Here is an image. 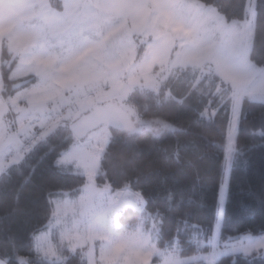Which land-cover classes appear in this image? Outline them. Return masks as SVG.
Wrapping results in <instances>:
<instances>
[{
    "label": "snow or ice",
    "instance_id": "snow-or-ice-1",
    "mask_svg": "<svg viewBox=\"0 0 264 264\" xmlns=\"http://www.w3.org/2000/svg\"><path fill=\"white\" fill-rule=\"evenodd\" d=\"M185 7L168 0H0V53L6 50L18 61L17 68L32 77L25 91L30 103L33 97L41 100L35 108L40 114L48 111L49 100L71 101L74 95L102 86L110 88L106 95L118 93L121 100L136 85L156 90L160 72L153 74V68L157 64L161 72L191 66L216 80L218 90L231 101L230 124L238 121L245 104L264 109V56L253 59L252 35L257 19L264 18V0H237L236 14L215 17L211 26L176 12ZM196 7L211 15L210 5ZM173 50L175 59H170ZM129 131L134 129L129 126ZM68 174L83 184L79 199L57 201L45 226L59 228L68 237L72 252L65 264L71 260L76 264H149L153 255L159 257L156 264H220L219 258L229 254L231 264H237V257L244 264H264V229L221 239L230 196L231 158L227 155L217 187L213 234L187 256L171 244L161 248L152 243V233L145 232L150 217L137 194L125 190L111 195L108 185L97 187L92 165L85 166L82 177ZM130 213H135L136 223L125 226L121 221ZM97 240L103 241L99 259ZM89 242L93 247L77 258L75 249ZM221 243L223 252L218 250ZM44 247L51 245L41 233L37 248ZM0 264L8 262L0 260Z\"/></svg>",
    "mask_w": 264,
    "mask_h": 264
},
{
    "label": "trees",
    "instance_id": "trees-1",
    "mask_svg": "<svg viewBox=\"0 0 264 264\" xmlns=\"http://www.w3.org/2000/svg\"><path fill=\"white\" fill-rule=\"evenodd\" d=\"M195 1L210 5L223 18H231L237 11V0ZM253 36V59L258 61L264 56V18L255 22ZM11 59L6 50L2 52L5 100L28 88L32 80L31 77L25 82L12 80L17 60L8 66ZM204 85L190 93L187 84L178 85L181 98H185L183 103L163 102L159 96L143 90L130 94L128 106L146 125L160 121L168 129L126 132L111 128V140L101 156L100 173L95 179L98 187L108 185L115 193L126 190L137 194L145 203V213L160 222L156 236L158 247L167 248L171 244L173 248L178 242L183 256L198 248L195 239L206 237L208 240L213 234L217 187L227 155L231 101L222 104V97L215 95L214 90L207 93ZM217 107L218 112L213 115L212 109ZM206 109L208 117L203 116ZM262 113L264 109L258 104H245L240 116L221 239L264 229ZM39 131L36 127L35 132ZM76 140L69 125H60L0 175V260L8 264L22 261L65 264V261L44 260L36 251L35 239L52 219L53 200L65 197V192H70L73 199L80 196L82 182L58 164ZM121 223L135 224V213H130ZM81 252L75 253L77 258ZM232 259L229 254L221 256L219 261L231 264ZM69 264H76V260ZM237 264L244 261L237 257Z\"/></svg>",
    "mask_w": 264,
    "mask_h": 264
},
{
    "label": "rangeland",
    "instance_id": "rangeland-1",
    "mask_svg": "<svg viewBox=\"0 0 264 264\" xmlns=\"http://www.w3.org/2000/svg\"><path fill=\"white\" fill-rule=\"evenodd\" d=\"M168 2L188 5V7L176 9V12L190 18L195 17L202 24H208L207 26H211L213 24V19L215 17L223 18V16L212 7L211 15L206 16V14H208L206 11H202L200 8L196 7L197 5L203 4L195 0H168ZM254 28L252 35L254 34ZM1 54L2 53H0V175L6 172V170L11 165L18 163L20 159H22L23 155H18L17 158L14 159L12 158L11 153L17 152L20 149L22 140L26 138L31 133V131H36V127L39 128L40 131L38 133L41 135V138H43L50 134L58 126H71L80 118L87 116L97 108L104 107L106 105H114L117 109L125 112L129 117L131 123L133 124V132H139L144 129H151L153 131L162 132L168 129V127L160 121H156V123H154L153 125H146V123L143 122L138 114L128 106L127 99L129 96L121 100L119 99L118 93H114L113 95H106V93L110 91V88L107 86L94 88L87 91L86 93L74 95L72 96L71 101L49 100L47 101L48 111L44 112L43 114L35 111L36 106L41 103V100L38 97H33L30 103L29 97L25 91L29 87L24 88L14 97L5 100L2 95L3 83L1 74ZM170 59H175V50H173ZM13 62V59L9 60L7 62L8 66H11ZM160 69V64L155 65V67L153 68V74H155L156 72H160V76L157 78L159 87L156 90H153L151 87L145 86L144 88H141L140 85H136L134 86L130 94L137 90H143L159 96L163 100V102L176 100L183 103L185 98H181L182 96L180 95L178 85L187 84L189 86L190 93L193 90H199L200 86L205 83L204 87L206 89V92L209 93L210 90H214L215 95H219L220 97H222L220 98L222 104L223 102H227L229 100L227 94L224 93L222 89L218 90V82L215 83V80L207 78L205 74H202L199 70L193 69L191 66H187L184 68L177 67L171 72H161ZM164 77H166V79H164ZM28 78H30V76L24 75L22 71L17 68V66L15 67L11 75V79L17 81L25 82ZM141 84H143V81H141ZM224 87L230 88V85H224ZM67 95L68 93H65V96ZM121 105H123V107H121ZM218 109V107L212 109L211 113L215 115L218 112ZM203 116L208 117V109H206ZM37 121L38 123L35 124V122ZM239 122L240 117L235 124L229 125L227 156L231 158V168L233 166L234 158L236 155V141ZM111 136V128L107 125H104L99 127L94 132L90 133L86 139H77L71 149L66 152L58 161L59 166L67 171H72L83 176L85 166L92 165L97 171V176L100 173L101 156L106 151L110 143ZM4 159L6 160L5 163L3 162ZM110 194L115 195L116 193L113 192L110 188ZM78 199L79 198H77L76 200ZM57 201L62 200H53L54 212L57 209ZM145 214L150 217V219L146 223L145 232L152 233V243L158 246L156 237L159 232L158 222L155 217H152L147 213ZM71 218L72 211L69 210V223L71 222ZM148 224L149 226L147 229ZM42 233H45L47 235L51 247L37 248V237L41 235L40 233L35 239L36 251L42 255V258L44 260H48L51 262L54 261V263L64 262L67 256L64 255L63 251L66 250L69 253L68 256L72 252L68 237L59 228H52L51 230L47 228V230ZM208 240H206V237H200L195 239V243L199 248ZM102 243L103 241L97 240L94 244L97 259H99V251ZM89 247H93V244L91 242H89L83 249L76 248L75 253L79 251L86 252ZM172 249L177 253H181L182 251L178 242H176V245ZM208 250L210 249H205V251ZM218 250L223 252L222 244L219 245ZM158 259L159 257L157 255H153L150 259L149 264H156V261ZM23 264L29 263L24 261ZM188 264H192V262L189 261Z\"/></svg>",
    "mask_w": 264,
    "mask_h": 264
},
{
    "label": "water",
    "instance_id": "water-1",
    "mask_svg": "<svg viewBox=\"0 0 264 264\" xmlns=\"http://www.w3.org/2000/svg\"><path fill=\"white\" fill-rule=\"evenodd\" d=\"M104 125L126 132H130L129 126L133 129V124L127 114L114 105L97 108L91 114L74 122L70 129L78 140H84L90 133Z\"/></svg>",
    "mask_w": 264,
    "mask_h": 264
},
{
    "label": "built area",
    "instance_id": "built-area-1",
    "mask_svg": "<svg viewBox=\"0 0 264 264\" xmlns=\"http://www.w3.org/2000/svg\"><path fill=\"white\" fill-rule=\"evenodd\" d=\"M40 139L41 135L33 131L31 134H29L26 138L22 140L20 149L17 152L11 153L12 158L15 159L18 155H24L33 151Z\"/></svg>",
    "mask_w": 264,
    "mask_h": 264
},
{
    "label": "crops",
    "instance_id": "crops-1",
    "mask_svg": "<svg viewBox=\"0 0 264 264\" xmlns=\"http://www.w3.org/2000/svg\"><path fill=\"white\" fill-rule=\"evenodd\" d=\"M206 16H209V14H206ZM206 25H208V24H206ZM4 163L6 162V160L4 159V161H3ZM129 193H131V192H129ZM133 194V193H132ZM72 199L71 198V196L70 197H62V198H58V199H56V200H64V199ZM140 203L145 207V203H144V201L140 198ZM53 204H54V202H53ZM158 223H160L159 221H157ZM158 227H159V225H158ZM147 229H148V225H147ZM47 230V229H46ZM45 230V231H46ZM36 246V245H35ZM64 252V255L65 256H68V252L65 250V251H63ZM38 253V252H37ZM39 254V253H38ZM41 257H42V255L41 254H39ZM46 261H48V260H46ZM49 262H51V261H49ZM52 262H54V261H52ZM57 263H60V262H57Z\"/></svg>",
    "mask_w": 264,
    "mask_h": 264
}]
</instances>
